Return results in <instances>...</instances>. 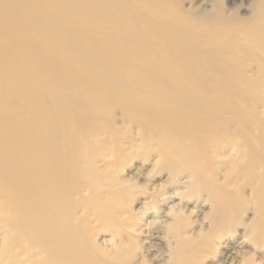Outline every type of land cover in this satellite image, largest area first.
Wrapping results in <instances>:
<instances>
[{"label":"bare ground","instance_id":"obj_1","mask_svg":"<svg viewBox=\"0 0 264 264\" xmlns=\"http://www.w3.org/2000/svg\"><path fill=\"white\" fill-rule=\"evenodd\" d=\"M212 1L196 17L180 0H0L1 263L132 264L119 235L128 190L93 149L119 112L156 139L167 171L198 187L227 172L209 187L212 235L195 254L264 264V32L239 39L237 11ZM254 11L264 22V0ZM233 184L249 189L252 214L241 257L219 251L236 228L225 221L250 213L227 209L243 203L223 189Z\"/></svg>","mask_w":264,"mask_h":264},{"label":"rangeland","instance_id":"obj_2","mask_svg":"<svg viewBox=\"0 0 264 264\" xmlns=\"http://www.w3.org/2000/svg\"><path fill=\"white\" fill-rule=\"evenodd\" d=\"M184 10L199 17L214 11L212 0H180ZM225 6L237 11L228 21L236 22L233 32L239 39L252 34L253 28L257 33L264 32V22H259L255 15L254 3L257 0H222ZM224 11L228 14L226 9ZM116 125L112 137H102L106 143L102 146L94 145V153L104 156L108 154L113 166L111 175L128 191L121 199L122 211L120 219L124 221L119 226L120 238L127 247L132 264H215L217 255H196L195 247L211 229L208 219L213 212V202L209 195V187L224 186L226 171L219 173V180L212 181L206 177L205 186L198 187L194 177L187 170L171 173L162 167L160 150L156 139L145 141L141 136L139 126H131L116 112L112 116ZM98 165H100L98 163ZM224 169V168H222ZM231 174V172H229ZM210 179V180H209ZM85 194L91 196L87 192ZM223 189L230 192L234 199L243 203H232L228 198L224 203L234 210L250 207L245 206L249 201V189L242 188L241 184L225 186ZM103 188L100 194L105 195ZM247 210V211H248ZM243 214V213H242ZM216 217L212 214V217ZM221 220L220 215L217 216ZM252 217L250 213L241 215L240 219L229 218L225 222L236 225L235 232L227 233L219 251L232 247L241 257L250 249L243 243L244 226L242 223ZM1 232V231H0ZM178 233V239L173 233ZM108 232H102L97 241L101 244ZM10 237V235H8ZM181 240L185 246L180 248L181 254L174 260L171 250L178 248ZM0 236V251L9 244ZM190 241V242H187ZM218 250V248H216ZM215 250V251H216ZM4 263V262H3ZM1 263L0 260V264Z\"/></svg>","mask_w":264,"mask_h":264}]
</instances>
